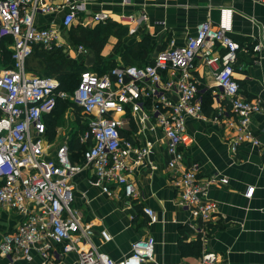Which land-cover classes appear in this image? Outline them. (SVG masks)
<instances>
[{
  "label": "built area",
  "instance_id": "2783aa9c",
  "mask_svg": "<svg viewBox=\"0 0 264 264\" xmlns=\"http://www.w3.org/2000/svg\"><path fill=\"white\" fill-rule=\"evenodd\" d=\"M105 0H0V54L4 48L10 60L0 67V208L21 217L20 222L3 235L0 255L10 261L31 262L35 254L43 264H61L73 254L74 264H143L153 258L155 239L148 236L132 245L127 257L118 262L100 249L95 230L74 208L73 178L90 171V184L107 197L134 200L139 194L130 178L131 161L141 163L148 156L151 143L139 144L123 136L131 120L141 126L159 129L166 139L167 169L177 189L179 205L193 219L208 222L214 218L216 205L207 194L211 184H227L225 178H202L201 164L188 161L186 149L194 143L188 133L187 119L209 120L203 110L201 90L195 72L199 59L208 68L219 90L214 91L217 113L234 133L229 142L233 152L243 143L261 146L251 130V118L260 113V101L241 94L235 66L241 44L211 20L198 24L183 44L174 43L161 50L152 63L144 66H115L105 74L86 69L73 94V100L87 120L88 130L80 136L87 148L81 164L71 161L68 143L55 151L47 141L45 116L56 108L58 99L68 94L59 90L52 77L37 76L26 68L35 45L51 51L65 44L62 29L78 25L91 28L113 21L110 13L94 11L91 6ZM133 0H123L130 4ZM264 4V0H259ZM139 14L122 13L119 23L127 26L130 36H140L149 23L144 7ZM62 14L59 22L37 25L38 15ZM262 50L260 44L254 52ZM78 54H87L83 45ZM175 96V97H174ZM152 123V124H151ZM150 124V125H148ZM52 152V153H51ZM251 188L246 195L252 197ZM151 223L154 211L146 207ZM104 242L112 237L105 230ZM200 264H219L217 253L205 251Z\"/></svg>",
  "mask_w": 264,
  "mask_h": 264
},
{
  "label": "crops",
  "instance_id": "0c3cea01",
  "mask_svg": "<svg viewBox=\"0 0 264 264\" xmlns=\"http://www.w3.org/2000/svg\"><path fill=\"white\" fill-rule=\"evenodd\" d=\"M46 1L54 4L62 0ZM141 7L146 9L150 19L145 33L151 41V51L144 52L145 63L153 62L157 54L172 43L183 44L196 26L206 20H211L241 44L243 49L238 53L235 66L236 79L241 94L260 101L263 106V110L251 118V130L261 146L243 143L235 152L231 150L229 142L234 133L221 117L218 122L213 121L218 111L213 93L219 88L210 70L198 59L194 75L203 107L208 102L204 114L209 120L187 119V130L194 143L186 149V160L201 164L202 178L228 180L227 184L216 182L208 188L207 196L216 205L214 218L201 222L179 205L178 191L167 169L165 137L156 128L140 131L141 126L134 120L124 129L123 136L135 138L141 145L151 143L150 153L141 163L131 161L129 176L136 185L138 199L107 197L90 184L91 172L82 171L73 178V206L94 228L95 242L100 249L118 262L129 255L134 242L152 236L155 239L153 258L143 264H200L205 251L217 253L219 264H264V4L259 0H133L124 5L123 0H105L91 9L106 11L112 22L123 25L119 23L120 15L139 14ZM61 17L62 14L38 15L36 22L44 26L59 22ZM130 37L123 48L141 41V34ZM116 43L117 38L111 37L106 53ZM257 43L261 45L260 52L253 51ZM90 51L82 57L83 64L99 73L93 70L95 56ZM5 57L0 58L1 66L7 64ZM58 131L53 142L55 147L52 145L54 151L63 141L70 144L65 140L71 136H62L59 125ZM76 163L81 164V159ZM251 188L254 189L252 197L247 198ZM146 207L154 211L155 222L151 223L145 214ZM20 220L18 214L0 208V242ZM101 230L112 237L109 242L103 241L99 235ZM75 260L76 256L70 254L63 257L61 264H74ZM0 264H43V259L35 254L31 262L10 261L0 255Z\"/></svg>",
  "mask_w": 264,
  "mask_h": 264
},
{
  "label": "trees",
  "instance_id": "16d2710c",
  "mask_svg": "<svg viewBox=\"0 0 264 264\" xmlns=\"http://www.w3.org/2000/svg\"><path fill=\"white\" fill-rule=\"evenodd\" d=\"M78 28L79 29H75V27L72 26L68 30L67 29H62V30L69 33V36H68L69 41L71 40V42L74 41L75 43H78L79 45H83L86 49H89L94 53L95 62H96L94 65V68L95 67L97 68L99 65L101 66V63L103 62L102 52L104 50L106 43L111 37H115L119 39V41H121L124 38L121 42H119L118 47H123V45L129 41L128 39L129 37L126 36L128 32L127 30L128 28L116 22L110 21L105 24H97L95 25V27L93 26V28L92 27L84 28L81 26H78ZM134 46H137L136 50L138 49L141 50L140 53L144 54L145 51L150 52L151 51V41L149 39V36L145 32H142L141 41L132 44L130 47L128 46L127 50L132 49ZM1 47L4 48L5 56L8 58V62H9L10 52L6 49L5 43H2ZM125 51H126V48H125ZM123 60L125 62V65L123 66H126V67L127 66H144L146 64L152 63L150 62V63H143V64H135L134 63L135 61H133V58H131L129 54L127 57L126 56L123 57ZM113 67L115 66H112L105 70H95V71L99 72L100 74H104ZM26 68H27V71L32 74L34 73V71H36L34 68L36 69L40 68V71L44 74L40 76L52 77V78L57 79L60 83L59 90L68 93L69 89L71 90L73 86L76 84H77L76 86V89H77L79 82H80L81 74L79 76L78 81H70L69 83H67L66 80L71 76H75V74L80 69H83V65L78 63V61L76 60L66 59L63 55V51L61 48H54L53 50L48 51V50L43 49L39 45H35V47L33 48V54L27 61ZM84 70L86 69H83L82 72ZM67 100L68 99H58L55 110L50 115L45 116L44 121L47 125V136L53 134V132L55 131V128L58 126L56 115L57 113H59V109L61 107L66 108V107L74 106L72 102H66ZM207 106H208V102H206V104L204 103L203 110L207 108ZM76 109H77L76 111H77V117H78L77 120L80 122L81 120L80 114L82 112V108L76 107ZM84 129L82 130L84 131ZM79 135L80 133H75L71 143L69 144L70 152H71V161L73 163L78 162V160L82 157L83 152L87 148L86 146L81 145ZM82 149H83V152L81 153V156L78 159L79 157L78 152H81Z\"/></svg>",
  "mask_w": 264,
  "mask_h": 264
},
{
  "label": "rangeland",
  "instance_id": "374dc122",
  "mask_svg": "<svg viewBox=\"0 0 264 264\" xmlns=\"http://www.w3.org/2000/svg\"><path fill=\"white\" fill-rule=\"evenodd\" d=\"M73 27H75V29H79L78 28V25H75ZM61 35H62L61 37L63 38V40H64V38L67 39V42L65 41V44L63 46H61V49L63 51L64 57L66 59L76 60V61H78V63H80L81 65H83V69H88V68H86L84 66V64H83V58H82V57L86 56L88 53L87 54H79V55H77L78 54L77 48H78L79 44L78 43H75L74 41L71 42V40L69 41L68 40L69 33L66 32V31H63L62 30V34ZM126 36L127 37H130V35H129L128 32H127ZM109 40L106 43V45L104 47V50L102 52L103 62L101 63V66L99 65L97 68L96 67L93 68V70H105V69L110 68L112 66L125 65V62L123 60V57H125V56L127 57L128 54L131 56V58H133V61H135L134 62L135 64H143V63L146 62L143 59L145 57V55L143 53H140L141 50L140 49L136 50L137 46H134L130 50H127V48H126V51H125V48L118 47L119 42L122 41V40L119 41V39H117V43L106 53V47L109 44ZM6 47H7V45H6ZM122 49H124V50L122 51ZM0 58H1V54H0ZM5 63H8V58L7 57H5ZM34 66H36V65H34ZM34 69L36 70L33 73L34 75H37V76L44 75L40 71V68H38V69L34 68ZM83 69H80L75 74V76L69 77L66 80L67 83H69L70 81H78L79 76H80V74H81V72H82ZM76 86H77V84L74 85L71 90L69 89V91L67 93L68 94V98H67L68 100L66 101V102H72L74 104V106H70V107H66V108L65 107H61L59 109V113H57V115H56L57 124L62 127V132H63V135L62 136H64L65 134L68 135V137L71 136L70 139H66L65 140V141L70 142V143H71V140L73 139V136L75 135V133H80V135H79V138H80V136H82L88 130L87 120H86L85 115L83 114V112H81V114H80V116H81L80 122L77 120L78 117H77V111H76L77 109H76V107H78V106L75 103V101L73 100V96H72L73 95V92H75L74 90L76 89ZM56 128H58V126ZM56 128H55V131L53 132V134L49 135V137H48V138H50L49 139V146L51 145L50 146L51 149H52L51 151L54 150L52 148V145L54 144L53 142L55 141L56 136L59 135V131L56 132ZM82 129H84V131ZM64 143H66V142H64ZM81 145L82 146H85L82 143H81ZM53 147H55V146L53 145ZM83 149H84V147H83ZM83 149L81 150V152H78V156H79L78 159L80 158L81 153L83 152Z\"/></svg>",
  "mask_w": 264,
  "mask_h": 264
}]
</instances>
